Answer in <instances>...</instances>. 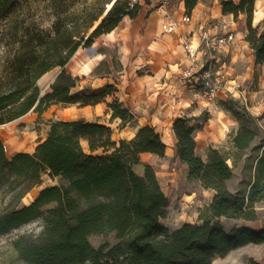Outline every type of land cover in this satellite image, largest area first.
Instances as JSON below:
<instances>
[{
    "label": "trees",
    "instance_id": "16d2710c",
    "mask_svg": "<svg viewBox=\"0 0 264 264\" xmlns=\"http://www.w3.org/2000/svg\"><path fill=\"white\" fill-rule=\"evenodd\" d=\"M101 2L104 5L97 11H83L75 17L59 15L52 30L28 33L23 43L27 48L14 56L10 72L0 80V125L34 107L43 113L55 103L86 106L105 102L111 119H122L121 127L134 121V113L117 96V81L79 89L81 77L66 68L79 48L92 47L96 38L112 32L125 16H139V6L131 8L128 0H115L90 32L105 13L106 3L113 0ZM184 2L191 13L199 0ZM222 4L223 13L233 14L235 21L245 15V39L256 63L264 64V26L260 29L254 24L256 0H222ZM18 5L19 0H0V20L13 15ZM113 64L117 69L115 58ZM103 66L104 72L100 71ZM56 67L61 71L41 96L38 80ZM111 72L109 63L102 60L94 73ZM233 102L219 101L240 119L239 129L230 134L233 151H226L227 145H210L204 158L198 153L190 118L178 117L173 125L176 153L187 164L189 178L215 191L211 203L200 211L199 222H184L174 229L165 225L162 219L168 214L170 199L154 167L145 164L143 174L134 168L143 152L166 154L167 143L154 126L144 125L134 138L117 141L111 125L76 118L53 121L34 152L21 151L11 158L0 136V187L12 195L13 201L41 183L44 172L62 180L42 188L30 204L1 212L0 234L42 220L38 234L24 233L13 242L18 255L29 264H213L217 257H226L237 248L263 243L264 227L235 224L229 229L223 220H257L258 205L264 202V151L248 192L229 187L237 159L258 137L257 130L244 119L245 113ZM108 231L116 233V243L100 247L91 243L90 235ZM249 264L264 261L250 258Z\"/></svg>",
    "mask_w": 264,
    "mask_h": 264
},
{
    "label": "crops",
    "instance_id": "0c3cea01",
    "mask_svg": "<svg viewBox=\"0 0 264 264\" xmlns=\"http://www.w3.org/2000/svg\"><path fill=\"white\" fill-rule=\"evenodd\" d=\"M234 1L239 3L241 0ZM175 6L176 8L183 7L175 14L181 20L182 13L186 10L184 0H181L179 7L176 3ZM262 6V0H256L254 24H259L264 19ZM260 11L262 15H259ZM190 15V21L182 22L175 32L165 33L161 29L162 15L160 14L158 20L162 33L161 39L154 38L159 30L157 20L150 24L142 20L125 22L124 20L129 17L125 16L112 32L105 34L110 42L120 46L121 68L115 69L113 58L103 57L100 58V62L106 60L109 63L112 69L109 74L94 73L100 62H94L88 69H85V62L84 65L75 67L73 74L80 76L81 81L90 75L91 78H88L90 88L117 81L119 89L117 96L134 113V121L123 127L120 126L121 118H116L111 122L109 120L111 111L107 110L105 102L86 106L69 104L78 106L77 108L82 111H94L95 120L93 119V122L111 124L114 130L113 139L117 141L134 138L138 130L147 124L154 126L162 134L167 143L166 154L160 156L156 153L143 152L141 162L134 165V168L143 174L145 164L148 163L154 167L158 180L170 199L167 206L168 211L172 205L176 204L185 209L191 201H194L201 211L211 203L215 194L213 189L204 188L199 180L189 178L187 164L182 162L176 153L177 139L173 128L175 120L178 117L190 118L189 123L195 128L198 153L204 158L207 157V149L210 145H224V142L230 141L231 132L237 131L240 127L238 117L219 102H213L204 97L197 86L183 78V69L190 64V59L184 49V41L190 39L197 44L205 32L210 36L228 32L235 33V43L217 54L218 65L231 78V87L234 85V80L245 84L248 102L251 103V107H248L249 112L264 110V64L256 63L253 49L245 39L247 34L245 15L241 14L240 19L235 21L233 14H224L222 0H199ZM79 51L80 48L77 52ZM95 55L93 59L96 58ZM115 71L117 76L114 75ZM99 108L105 118L98 120L101 112L98 111ZM243 112L246 113L244 110ZM88 121H92V118H88ZM263 151L264 145L250 163L253 179L249 182V188L255 180L256 169ZM235 175L234 171V176L229 181L230 188ZM233 220H237V224H245L256 229L264 227L258 225L259 219ZM185 222L194 223L191 220ZM227 256L217 257L213 264H233L229 259L223 261Z\"/></svg>",
    "mask_w": 264,
    "mask_h": 264
},
{
    "label": "rangeland",
    "instance_id": "374dc122",
    "mask_svg": "<svg viewBox=\"0 0 264 264\" xmlns=\"http://www.w3.org/2000/svg\"><path fill=\"white\" fill-rule=\"evenodd\" d=\"M262 2L263 6L261 9H264V0H262ZM175 3L179 7L181 0H175ZM109 4L110 3H106V10L108 9ZM102 5L104 4L101 0H19L16 12L8 18L0 20V80L3 81L8 72H10V63L14 56L18 52L23 51L25 48L23 43H25V40L28 38L29 32L37 30H52L54 22L59 15L66 16L71 14L74 17L76 15L81 16L83 11H97V9H99ZM176 7L177 6L173 9L174 14H176L178 10L180 12V9L183 8L182 6L179 8ZM262 14V11H260L259 15ZM104 15L105 13L99 18V20L95 21L94 27L90 29V32L100 23ZM159 15L160 14L156 8L151 5L144 4L139 7V18L137 17L133 19L129 16L124 21L134 22L142 20L146 24H150V22L157 20L159 27ZM80 19L82 20L81 17ZM255 25H260V29L263 28L264 19L259 24ZM154 38H162L160 27ZM94 54H96V58L93 59L92 57ZM120 56V46L110 42L107 39V36L103 34L95 39V43L92 47H81L80 51L77 52L68 62L66 68L73 73V71L76 70L75 67H78L85 62V69H88V67L93 65L94 62L99 63L100 58L103 57L115 58L117 61L116 70H119L121 68ZM60 70L61 67L53 68L45 74V76L38 80V84L42 89L43 95L50 90L51 83L55 80ZM79 71H81V69ZM100 71L104 72L105 66H103ZM115 73L116 71L114 72V75L117 76ZM88 78H91L90 75L86 76L85 80L81 81L80 87H78L79 89L90 86ZM109 99L111 100L112 97H109ZM233 100L235 101L233 102V105L242 111H246L244 119H247L248 125L258 132V137L252 148L244 150L237 159V165L235 167L236 175L231 186L233 191L240 190L247 193L250 189L249 182L253 179L250 163L254 155H256L262 148L261 145L264 144V110L252 113L248 110V107H251L250 102H241L240 100L235 99ZM77 107L78 106H71L64 103H55L43 113L37 112L34 107L22 117L1 124L0 136L6 145L8 157L11 158L14 154L21 151L31 153L34 152L38 142L48 135L53 121L76 118H84L86 120H88V118H92V121L95 120L94 111H82ZM98 111H101V109L99 108ZM103 118H105V115L101 111L97 119L99 120ZM109 120H112L111 116ZM84 145L88 149L86 142H84ZM224 145H227L225 148L226 151H233L230 150V143L228 141L224 142ZM230 163L232 164L231 160ZM61 182L62 180L60 177H51L47 172H44L41 183L34 186L19 201H13L12 195L10 193H6V191L0 187V213L13 208L18 209L23 205L30 204L34 201L42 188L49 185L60 184ZM258 209L260 218L257 223L258 225L264 226V202L258 205ZM188 220L194 222L200 221V208L196 206L194 201L189 202L185 209L181 208L179 204L172 205L167 216L162 219L163 223L171 229L180 226ZM224 222L229 229L238 223L237 220L227 218L224 219ZM42 228V220L36 219L25 223L6 234H0V264H29L18 255L13 242L21 234H38ZM89 239L95 247H100L104 243L114 244L118 241L114 231L92 234ZM250 258L256 259L260 262L264 261V242L260 244H248L237 248L231 252L227 258L223 259V261H227L229 259L232 260L233 264H249Z\"/></svg>",
    "mask_w": 264,
    "mask_h": 264
},
{
    "label": "built area",
    "instance_id": "2783aa9c",
    "mask_svg": "<svg viewBox=\"0 0 264 264\" xmlns=\"http://www.w3.org/2000/svg\"><path fill=\"white\" fill-rule=\"evenodd\" d=\"M131 8L151 5L162 15L161 29L165 33L175 32L182 22L190 21L191 15L185 10L181 20L173 12L175 0H128ZM235 33L228 32L220 35L210 36L207 32L202 35L197 44L190 39L184 41V49L190 59V64L183 69L184 79L200 89L201 94L210 101L235 99L248 101L247 88L245 84L234 80L231 87V78L222 67L218 65V52L235 43ZM225 97V98H223ZM7 150V149H6Z\"/></svg>",
    "mask_w": 264,
    "mask_h": 264
},
{
    "label": "water",
    "instance_id": "95a60500",
    "mask_svg": "<svg viewBox=\"0 0 264 264\" xmlns=\"http://www.w3.org/2000/svg\"><path fill=\"white\" fill-rule=\"evenodd\" d=\"M114 1H115V0H114ZM114 1L112 2V5H113ZM112 5L108 7V9H107L106 12H105V15L107 14L108 10L112 7ZM105 15H104V16H105ZM60 71H61V70H60ZM60 71H59V72H60ZM59 72H58V74H59ZM58 74H57V75H58ZM41 96H43V92H42V95H41Z\"/></svg>",
    "mask_w": 264,
    "mask_h": 264
},
{
    "label": "bare ground",
    "instance_id": "6f19581e",
    "mask_svg": "<svg viewBox=\"0 0 264 264\" xmlns=\"http://www.w3.org/2000/svg\"><path fill=\"white\" fill-rule=\"evenodd\" d=\"M111 5H112V3L109 4V6H111Z\"/></svg>",
    "mask_w": 264,
    "mask_h": 264
}]
</instances>
